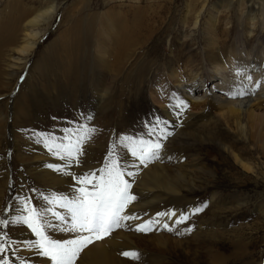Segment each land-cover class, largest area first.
<instances>
[{"label":"rangeland","instance_id":"rangeland-1","mask_svg":"<svg viewBox=\"0 0 264 264\" xmlns=\"http://www.w3.org/2000/svg\"><path fill=\"white\" fill-rule=\"evenodd\" d=\"M108 1L85 0V9H81L79 0L59 4L55 7L57 11L42 25L43 36L37 51L27 60L15 63L12 58L16 54L11 47L22 39V24L19 30L12 26L18 24L19 16H26L29 9L32 11L45 4L42 0H0V219L27 215L24 199L30 198V204L44 213L42 222L62 225L52 213L45 211L49 207L70 222L66 209L49 204L44 197L71 199L78 195V188L83 185L75 177L103 167L113 144L117 145L121 164L139 165V161L119 145V138L125 135L148 138V128L159 118L164 122L160 127H167L172 135L162 141L164 147L159 159L148 162V168V165H139L131 189L137 200L126 210L138 219L122 221L120 228L103 238L107 244H103V239H94L84 252L92 246H105L123 264H264V172L257 171L258 176L244 175L231 158H222L225 155L219 141L211 139L235 142L233 144L240 150H244L242 145L246 144L237 142L235 135L226 134L222 126L213 123L208 116V107L204 110L206 114L197 112L188 116L192 107L188 105V109L183 110L177 107L181 101H186L176 87L167 91L165 111L150 99L154 80L177 65L180 67L175 69L182 73V78L187 74L191 77L202 74L203 87L208 94L215 84L209 73L216 61L225 60L231 50L236 53L233 57L239 59L243 57V48L253 53L252 47H258L259 43L264 45V30L258 29L257 35L246 43L243 33L239 38L230 29L229 36L221 35L223 26L217 27L219 39L225 45L222 51L211 53L207 47L209 39L201 33L195 35L194 42L180 44L177 16L165 17L156 32L148 36L150 39L143 36L140 45L143 46L119 60L113 71L105 62H100L108 59L109 43L114 46L108 19L102 13ZM177 2L178 5L185 4V0ZM128 3L135 5L132 0ZM172 8L173 14H182L185 9L177 5ZM122 12L124 17L115 12V23L140 21L131 17L128 8H123ZM138 25L142 27L141 22ZM205 28L213 30L209 26ZM67 39H71L70 57H60L63 50L60 45ZM193 43L195 46H191ZM247 45L252 47L246 48ZM100 48L107 49L104 59L98 53ZM109 52L113 54L114 48L110 47ZM189 56L196 61H191ZM109 59L113 60L112 57ZM165 84L170 85L167 77ZM226 90L219 89L218 93L227 96L229 91ZM88 115L92 116L91 120L86 119ZM82 124L97 131L83 145L84 154L79 157V164L67 169L71 175L48 167L49 164L62 166L66 161L49 151L45 139L51 137L57 143L67 144L65 137H70L75 142ZM207 146L214 149H210L212 153L208 156L204 150ZM199 157L206 162L202 167L197 162ZM129 170L137 171L131 167ZM158 170L167 173L163 179L167 190L158 188L161 183L151 180L153 172ZM176 170L184 173L188 180H177L176 174H171ZM125 178L130 182L133 179ZM173 188L177 193L169 191ZM149 191L157 193L150 206L144 204V195ZM212 196H217L214 202ZM197 207L203 210L193 213ZM169 211H175L177 216L156 215ZM182 213L188 214L189 219L175 223ZM150 220L159 221L152 225L151 231L136 230L138 225ZM164 224L172 230L166 229ZM5 232L8 234L7 250L0 256H7L12 264H20L21 260L27 264H51L49 258L39 256L37 250L25 246V241L38 239L27 225L0 226V234ZM45 232L60 241L77 235L47 226ZM125 251H137L141 257L133 260L122 255ZM84 252L77 264H89Z\"/></svg>","mask_w":264,"mask_h":264},{"label":"bare ground","instance_id":"bare-ground-1","mask_svg":"<svg viewBox=\"0 0 264 264\" xmlns=\"http://www.w3.org/2000/svg\"><path fill=\"white\" fill-rule=\"evenodd\" d=\"M42 1L45 4L43 7H39L32 11L29 9L30 12L26 16H19L18 24H12V27H16L18 30L19 26L22 24V39L19 43L11 47L16 54V56L12 58L15 63L23 62V59L27 60V58L33 55L39 42L42 40V25L54 14V11H57L55 10V7L58 8L59 4L66 0ZM84 1L85 0H79L81 9H85ZM132 1L135 5L129 4L128 0H109L105 10L102 12L108 19L110 28L109 35L114 42V46L109 43L107 51L108 59L100 62H105V65L113 71L118 67L119 60H124L128 53L143 46H140L142 44V37H148L153 31L156 32L162 23V18L165 17L177 16V39L181 40L180 44L189 41L194 42L195 35L201 33V35H206V38L209 39L207 47L212 51L211 53L216 50L222 51L225 45V42L219 39V31H217V27L223 26L221 35L229 36L230 29L239 35V38H241V33H243V36H246L247 38L246 43H249L253 37L257 35L258 29L264 30L263 0H185L184 5H178L177 0ZM124 2H126V5ZM172 5H177L181 8L185 7L184 12L182 14H173ZM123 8H128L131 17L139 18L140 21H133L134 23L126 22L122 24L115 23L113 21L115 18V12H118V15L121 17L125 16L122 12ZM210 13L212 14L211 17ZM94 18V20H97L96 17ZM143 19L146 21H143ZM139 22H141L142 27L138 25ZM206 26H209L213 30L206 29ZM150 37H148L147 40H149ZM171 39L168 40L170 44L172 42ZM62 42L63 44L60 46L63 49V53L61 52L59 56L66 55L65 57L69 58L70 55L68 51L70 50L71 39L63 40ZM96 46H98V44ZM191 46H195V43ZM262 46L264 45L261 43L258 44V47L247 45L246 48L252 47L255 51L252 53L251 50L249 52V50L243 48V57L241 59H239L238 56L233 57L236 53L232 50L229 52L225 60H222L219 57L220 59L216 61L214 69L209 73V77L213 79L212 82L215 84L210 88L208 94L203 87L205 84L201 77L202 74L195 75L196 77H191L187 74L182 78V73H180L178 69H175L176 67H180V65H177L162 77L156 78L154 80V87L150 91V99L163 111H165V107L167 106L166 95L167 91L170 90V87L178 88L190 108L192 107L188 116L194 115L197 112L206 114L204 110L205 107H208L210 113L208 116H210V119H213V123L216 122L222 126L226 134L235 135V140L237 142L246 144V146L242 145L244 150H240L236 147V144H233L235 142L228 143L227 140L211 137V140L219 141L218 145L225 155L222 156V158H231V160L239 167L240 171L245 173L244 175L252 174L258 176L259 174H257V171L263 170L264 172V49ZM110 47L114 48L113 54L109 52ZM106 50V48H100L98 50L102 59L105 57ZM187 52L185 54H187ZM109 57H112L113 60L110 61ZM233 58H236L237 60H234ZM189 59L193 62L196 61L195 59H191V56H189ZM69 63V65L72 64V62ZM71 66L75 67V64ZM105 69L107 70V67H105ZM189 69L191 68L188 67V70ZM184 71L187 70L185 69ZM166 77L168 78L170 85L165 84ZM219 89L223 91L227 89L229 94L223 96L218 93ZM237 92H244L245 94L233 95V93ZM206 104L209 106H206ZM223 138L226 139L225 135ZM211 146L204 148L206 156L212 153L210 149L214 150ZM197 162L201 165L200 167L206 164L204 159H201L200 157ZM146 166L144 165V167ZM148 167L149 165L147 168ZM165 174L167 173H162L161 170L154 171L151 180L155 181L157 184L161 183L158 188L167 190V187L163 185ZM171 174H176V179H180V182L188 180V178L185 177V174L180 171L176 170ZM262 175L264 176V173ZM169 191L175 193L177 190L173 188L169 189ZM144 196L146 197L144 204L150 206L153 203V198H156L157 193L155 195V193L152 194V192L149 191L145 193ZM217 196H212L211 199L213 202ZM103 242V244H107L104 239ZM94 245L96 244L94 243ZM84 256L86 262H89V264H123L122 260L114 258L105 246H92V248H89L84 252Z\"/></svg>","mask_w":264,"mask_h":264},{"label":"snow or ice","instance_id":"snow-or-ice-1","mask_svg":"<svg viewBox=\"0 0 264 264\" xmlns=\"http://www.w3.org/2000/svg\"><path fill=\"white\" fill-rule=\"evenodd\" d=\"M244 92L233 93V95H244ZM177 107L183 110L188 107V104L181 101ZM179 114V113H178ZM87 120H91L92 116L88 115ZM164 123L157 118V123L150 126L147 130V137H131L121 136L119 145L132 157L139 161V165H147L152 160L159 159L160 151L163 149V140H167L172 132L168 131L167 127H160ZM79 135L75 142H72L70 137H65L68 143H57L54 138L48 137L44 143L49 151L65 160L66 163L62 166L49 164L48 167L55 168L57 171L63 172L65 175H71L67 169L73 164H79V157L84 154L83 145L89 142L96 129L87 124L80 125L77 130ZM155 137V138H152ZM117 145L113 144L106 157V164L90 173H85L75 177L82 187L78 188V195L71 199L68 197H53L49 200L44 197L49 204H58L60 208L66 209L69 220L60 212L49 207L45 211L52 213L55 219L61 224L53 225L47 221L41 220L44 213L37 210L36 207L30 204V198L24 199V208L27 215H18L8 219H0V226L8 227L12 224H23L38 237L35 241H25V246L30 249L37 250V255L47 257L51 264H77L81 253L91 245L95 240H101L110 235L114 229L121 227L122 221L138 219V217L127 214L126 210L137 200V196L131 191L135 177L138 174V164H121L116 151ZM129 167L137 169V171L129 170ZM133 178L131 182L125 177ZM206 206V205H205ZM203 208L197 207L193 213L201 212ZM157 217L168 216L175 217V211L157 213ZM189 219L188 214H180L175 220V223H183ZM159 223L156 221H147L137 226V231H151L152 225ZM70 224V226H69ZM147 225V226H146ZM45 226L54 230H62L77 233L75 238L65 241L52 239L45 232ZM171 231L167 224L163 225ZM191 231V229H186ZM86 233V234H85ZM8 234H0V253L6 252V244ZM125 257H130L133 260H138L141 254L137 251H125L122 253ZM0 264H12V261L7 256H0ZM20 264H27L21 260Z\"/></svg>","mask_w":264,"mask_h":264}]
</instances>
